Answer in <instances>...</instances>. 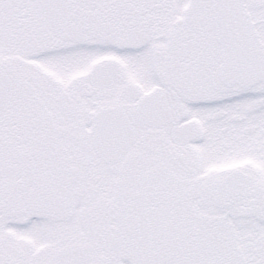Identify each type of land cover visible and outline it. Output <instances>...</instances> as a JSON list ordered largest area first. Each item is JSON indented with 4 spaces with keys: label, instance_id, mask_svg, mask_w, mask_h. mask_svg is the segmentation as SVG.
Listing matches in <instances>:
<instances>
[{
    "label": "snow or ice",
    "instance_id": "snow-or-ice-1",
    "mask_svg": "<svg viewBox=\"0 0 264 264\" xmlns=\"http://www.w3.org/2000/svg\"><path fill=\"white\" fill-rule=\"evenodd\" d=\"M0 264H264V0H0Z\"/></svg>",
    "mask_w": 264,
    "mask_h": 264
}]
</instances>
